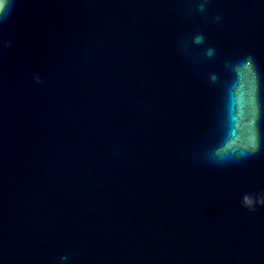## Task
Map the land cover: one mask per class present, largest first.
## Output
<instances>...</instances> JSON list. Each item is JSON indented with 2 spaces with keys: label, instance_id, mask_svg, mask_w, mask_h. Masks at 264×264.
<instances>
[{
  "label": "water",
  "instance_id": "1",
  "mask_svg": "<svg viewBox=\"0 0 264 264\" xmlns=\"http://www.w3.org/2000/svg\"><path fill=\"white\" fill-rule=\"evenodd\" d=\"M0 264H264V0H6Z\"/></svg>",
  "mask_w": 264,
  "mask_h": 264
},
{
  "label": "snow or ice",
  "instance_id": "2",
  "mask_svg": "<svg viewBox=\"0 0 264 264\" xmlns=\"http://www.w3.org/2000/svg\"><path fill=\"white\" fill-rule=\"evenodd\" d=\"M6 3V0H0V12L3 11L4 4Z\"/></svg>",
  "mask_w": 264,
  "mask_h": 264
}]
</instances>
